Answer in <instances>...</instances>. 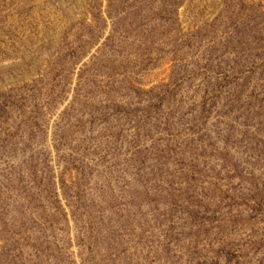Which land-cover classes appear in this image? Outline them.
I'll return each instance as SVG.
<instances>
[{"label":"rangeland","instance_id":"obj_1","mask_svg":"<svg viewBox=\"0 0 264 264\" xmlns=\"http://www.w3.org/2000/svg\"><path fill=\"white\" fill-rule=\"evenodd\" d=\"M0 264H264V0H0Z\"/></svg>","mask_w":264,"mask_h":264}]
</instances>
